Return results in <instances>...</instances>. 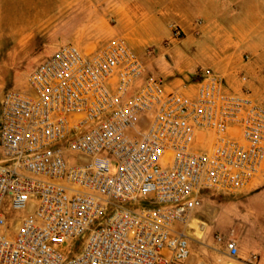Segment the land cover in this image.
Returning a JSON list of instances; mask_svg holds the SVG:
<instances>
[{
    "label": "built area",
    "instance_id": "built-area-1",
    "mask_svg": "<svg viewBox=\"0 0 264 264\" xmlns=\"http://www.w3.org/2000/svg\"><path fill=\"white\" fill-rule=\"evenodd\" d=\"M239 77L240 92L209 68L169 88L120 36L40 61L0 107V264H187L204 193H239L264 169V106ZM214 240L238 256L232 233Z\"/></svg>",
    "mask_w": 264,
    "mask_h": 264
},
{
    "label": "rangeland",
    "instance_id": "rangeland-1",
    "mask_svg": "<svg viewBox=\"0 0 264 264\" xmlns=\"http://www.w3.org/2000/svg\"><path fill=\"white\" fill-rule=\"evenodd\" d=\"M111 7H120V13L109 10ZM166 20L151 9L148 0H0V105L4 95L58 47L72 43L92 50L115 36L122 37L145 60L147 69L162 77L169 88L193 83L199 69L209 68L223 76L229 90L241 91L238 74L230 77L206 64L196 44L184 46L192 31L183 32L180 42L165 47L170 39ZM151 48L155 52L148 59L145 53ZM248 82L247 78L244 86L250 94L264 93L259 86L251 91ZM256 101L264 106V100ZM115 171L112 163L110 172ZM261 187L264 173L239 193L205 194L203 206L194 212L186 228L191 251L187 264H264V220L257 215L259 210L248 207L249 196ZM103 222H95L90 230L98 229ZM89 232L63 245L61 253H79ZM230 233L239 249L233 259L214 240L216 234Z\"/></svg>",
    "mask_w": 264,
    "mask_h": 264
},
{
    "label": "crops",
    "instance_id": "crops-1",
    "mask_svg": "<svg viewBox=\"0 0 264 264\" xmlns=\"http://www.w3.org/2000/svg\"><path fill=\"white\" fill-rule=\"evenodd\" d=\"M148 2L158 16L167 19V39L170 38L172 27L193 33L194 23L202 21L199 35L187 37L183 41L184 46L190 48L196 44L198 52L205 57L206 64L230 77L233 74H243L249 80L247 86L251 91L257 86L264 91V0ZM109 10L120 13L121 8L111 7ZM169 50L164 52L168 53ZM251 96L255 100H264V93L257 95L252 92ZM248 203L249 208L259 210L257 215L264 220V187L254 191L249 196ZM253 244L258 246L257 242Z\"/></svg>",
    "mask_w": 264,
    "mask_h": 264
},
{
    "label": "trees",
    "instance_id": "trees-1",
    "mask_svg": "<svg viewBox=\"0 0 264 264\" xmlns=\"http://www.w3.org/2000/svg\"><path fill=\"white\" fill-rule=\"evenodd\" d=\"M0 107H1V105H0ZM206 193H208V192H205L204 194H206Z\"/></svg>",
    "mask_w": 264,
    "mask_h": 264
}]
</instances>
